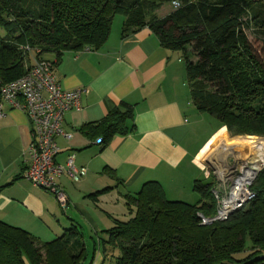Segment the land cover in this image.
Here are the masks:
<instances>
[{
	"label": "trees",
	"instance_id": "16d2710c",
	"mask_svg": "<svg viewBox=\"0 0 264 264\" xmlns=\"http://www.w3.org/2000/svg\"><path fill=\"white\" fill-rule=\"evenodd\" d=\"M163 1L173 0H0V87L28 71L30 55L55 65L46 54L58 58L65 51L99 48L122 15V35L148 27L164 47L180 52L198 111L231 135L264 137V58L247 33L252 24L264 45V9L258 10L264 3L254 8L258 1L176 0L179 6L166 16H151ZM132 119V105L122 101L93 127L103 142L132 129ZM213 185L212 178L196 180L192 188L199 200L187 203L167 199L158 182L144 183L127 199L132 216L103 230L107 237H91L92 256L100 249L118 250L114 264H264V168L242 209L227 220L200 224L199 213H215ZM87 246L75 225L39 242L0 221V264H82Z\"/></svg>",
	"mask_w": 264,
	"mask_h": 264
},
{
	"label": "crops",
	"instance_id": "0c3cea01",
	"mask_svg": "<svg viewBox=\"0 0 264 264\" xmlns=\"http://www.w3.org/2000/svg\"><path fill=\"white\" fill-rule=\"evenodd\" d=\"M122 25L123 19L113 21L97 49L65 51L58 58L45 55L56 61L54 76L61 89L86 90L80 108L64 115L62 129L71 137H57L55 162L65 167L72 156L76 169L85 168L75 178L58 177L67 198L64 209L52 194L23 177L31 125L25 112L0 97V221L39 242L61 236L72 225L89 238H105L102 231L115 220L132 216L127 199L144 183L158 182L169 200L195 203L199 195L193 184L205 182L207 172L211 176L206 162L227 133L225 126L192 104L179 51L164 47L148 27L122 35ZM122 101L133 107V119L127 121L132 129L97 143L102 135L93 126ZM98 253L93 264H100L109 251Z\"/></svg>",
	"mask_w": 264,
	"mask_h": 264
},
{
	"label": "built area",
	"instance_id": "2783aa9c",
	"mask_svg": "<svg viewBox=\"0 0 264 264\" xmlns=\"http://www.w3.org/2000/svg\"><path fill=\"white\" fill-rule=\"evenodd\" d=\"M172 4L174 8L179 6L176 0ZM82 93H86V90L61 89L54 76V64L35 58L22 77L0 87V97L12 107L25 112L31 125L32 142L26 153L27 164L23 177L52 194L63 209L67 206V198L58 184V177L67 174L75 178L84 173L85 168L76 169L72 156L67 158L65 167L55 162L59 151L57 137H71L63 131L62 123L67 111L80 108ZM3 115L0 105V117ZM245 138L250 139L246 149L235 145L236 150L237 147L244 149L241 154L234 153L229 158H210L208 165L214 180L211 191L216 200V210L211 217H204L199 213L200 224L227 220L233 212L242 209L254 197L251 185L264 168V138ZM100 142L101 138H98L97 143Z\"/></svg>",
	"mask_w": 264,
	"mask_h": 264
},
{
	"label": "rangeland",
	"instance_id": "374dc122",
	"mask_svg": "<svg viewBox=\"0 0 264 264\" xmlns=\"http://www.w3.org/2000/svg\"><path fill=\"white\" fill-rule=\"evenodd\" d=\"M156 2H158L159 0H154ZM255 1H258L257 4L254 6L257 7L259 4L262 5V3H264V0H255ZM175 8L172 4V1H163L157 8H155L153 11H152V15L151 16H155L156 18H161V17H164L166 16L168 13H170L171 11H173ZM259 9H264V7L262 6H259L258 10ZM123 19V16L122 15H117L115 18H114V23L118 22L119 20ZM247 33H248V37L249 39L251 40L253 46H254V49L255 51H257V53L260 55V57L264 58V45H262V43L255 39V35H258V32L256 30V28L251 24L250 28L247 29ZM0 35L3 36L5 35V31L0 28ZM206 115V114H205ZM208 117V116H207ZM211 119V118H209ZM214 120V119H212ZM216 120V119H215ZM249 137V136H254V137H257L258 139L260 138H264L262 136H256V135H231L229 132H227L226 134L223 135V137L218 141V143L216 144L215 148L213 149V151L211 152L210 154V157H216L218 159L219 156H222V157H230L229 155H238L242 152V150H244L243 148L245 147H248L246 144H249L247 143L245 140L246 138L245 137ZM225 137V138H224ZM227 140V144L229 142H233V144H235L236 146H242V150L241 148H238L237 147V150L236 151H233L231 150L230 146L231 145H227L226 144V147L224 149V151L221 150V144H224V142ZM225 140V141H224ZM233 140V141H232ZM239 140V141H238ZM250 140V139H249ZM236 142V143H235ZM246 143V144H243V143ZM240 143V144H239ZM218 146V147H217ZM234 146V145H233ZM246 149V148H245ZM220 150V151H219ZM229 152H228V151ZM227 152V153H223V152ZM231 153V154H230ZM240 156H244V155H240ZM210 157L208 158V160L210 159ZM240 158H243V157H240ZM212 178V177H211ZM208 172H207V175H204L202 177V180L205 181V182H210L211 180ZM56 199V198H55ZM60 206V204H59ZM210 224V223H208ZM95 237H97V235H95ZM104 238V237H103ZM85 240L87 242V249L90 248V253H89V256H88V259L86 260L88 264L90 263H94L96 260H97V257L99 256V253L98 251H100V249H97L96 253L94 254V256H92V244H93V241L91 240V237L89 238L88 235L85 236ZM118 254V250L114 251V250H110L108 255L104 258V260L101 261L100 264H114V259L115 257L117 256Z\"/></svg>",
	"mask_w": 264,
	"mask_h": 264
},
{
	"label": "bare ground",
	"instance_id": "6f19581e",
	"mask_svg": "<svg viewBox=\"0 0 264 264\" xmlns=\"http://www.w3.org/2000/svg\"><path fill=\"white\" fill-rule=\"evenodd\" d=\"M233 141V140H232ZM239 141V140H238ZM247 143H250V140H249V138H247L246 140H245ZM236 143V142H235ZM244 144H246L245 142H244ZM227 145H231L230 146V148H231V150H233V148H234V151L236 150V148H235V144H233V142H229ZM234 145V146H233ZM228 151V150H227ZM226 152V151H225ZM224 153V152H223ZM241 154V153H240Z\"/></svg>",
	"mask_w": 264,
	"mask_h": 264
},
{
	"label": "water",
	"instance_id": "95a60500",
	"mask_svg": "<svg viewBox=\"0 0 264 264\" xmlns=\"http://www.w3.org/2000/svg\"><path fill=\"white\" fill-rule=\"evenodd\" d=\"M207 164H210V159L209 160H207V162H206Z\"/></svg>",
	"mask_w": 264,
	"mask_h": 264
}]
</instances>
